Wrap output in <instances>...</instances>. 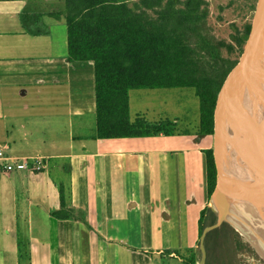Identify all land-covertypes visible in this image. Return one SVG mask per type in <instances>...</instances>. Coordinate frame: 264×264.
Listing matches in <instances>:
<instances>
[{
	"label": "crops",
	"instance_id": "0c3cea01",
	"mask_svg": "<svg viewBox=\"0 0 264 264\" xmlns=\"http://www.w3.org/2000/svg\"><path fill=\"white\" fill-rule=\"evenodd\" d=\"M65 12L66 0H0V147L47 162L0 174V264H187L212 135L98 137L95 65L68 60Z\"/></svg>",
	"mask_w": 264,
	"mask_h": 264
},
{
	"label": "trees",
	"instance_id": "16d2710c",
	"mask_svg": "<svg viewBox=\"0 0 264 264\" xmlns=\"http://www.w3.org/2000/svg\"><path fill=\"white\" fill-rule=\"evenodd\" d=\"M179 3L178 0H66L68 60L93 61L95 65L98 137H140L160 130L171 133L173 125L168 120L163 129L141 115L133 120L130 92L178 87L196 88L201 107L199 134L214 133L219 92L236 63H226L220 57L218 47L224 43L210 46L202 34L206 14L201 8L205 0H184L181 7ZM205 153L212 194L216 182L214 150L207 149ZM61 204L54 216L71 217L66 209L64 188ZM218 219L219 212L212 206L203 210L201 235ZM205 244V264H244L239 258L244 250L259 257L227 221L208 233ZM201 258L199 241V249L191 251L186 263L199 264Z\"/></svg>",
	"mask_w": 264,
	"mask_h": 264
},
{
	"label": "rangeland",
	"instance_id": "374dc122",
	"mask_svg": "<svg viewBox=\"0 0 264 264\" xmlns=\"http://www.w3.org/2000/svg\"><path fill=\"white\" fill-rule=\"evenodd\" d=\"M178 1L181 2L178 4V7H181L180 4L183 5L184 0ZM255 1L256 0H205L201 8V11L203 10L206 14V18L203 21L202 34L207 39L210 46H218V42L224 43V45L218 47V53L226 63H237L239 60L243 48V44H241L240 41L243 40L244 42L250 30ZM221 63L225 62H220V64ZM130 95L132 98L131 116L133 119L141 112V114H144L143 116L152 120L151 122L154 123L157 128L163 129L168 120V122L173 125L172 131L190 129L193 132L199 133L201 125V107L195 87L163 88L160 89V91L139 89L130 92ZM144 109H146V111ZM175 119H177V122L173 121ZM210 143L214 146L213 150L216 165L215 187L212 194H209L210 206L220 212L223 193L219 196L216 190L218 186L217 157L221 153L222 142L220 136L215 132V127L214 133L212 137H210ZM229 144L231 146V142H229ZM231 149L229 148L227 154L223 153L220 158L223 165V183L228 192L226 198V221L241 232L244 239L259 255V257H257L249 250L242 251L239 258L244 264H263L264 255L261 253L260 249L257 248L256 244L253 241L251 242L253 237L251 236L250 238L249 235L240 228V223H243L242 218L245 219L242 215H246L245 208L247 206V201L244 203L245 197L244 195L242 196L240 187L245 181H243V177L236 172L234 165L235 154ZM232 186L236 188L239 187L237 197L234 194H232L234 197L231 195ZM220 191L223 192L222 188ZM231 201L235 203L234 205H236L237 208H233L234 206L231 204ZM235 210L241 212V219L232 215V211L234 212ZM248 221L252 223L253 226V222L249 219ZM259 232L262 233L261 230H259ZM0 259L2 260V254H0Z\"/></svg>",
	"mask_w": 264,
	"mask_h": 264
},
{
	"label": "water",
	"instance_id": "95a60500",
	"mask_svg": "<svg viewBox=\"0 0 264 264\" xmlns=\"http://www.w3.org/2000/svg\"><path fill=\"white\" fill-rule=\"evenodd\" d=\"M239 123L245 126L247 136L246 140L241 137L242 143L237 139V150L250 161L256 178L264 183V0L255 1L250 30L239 60L229 71L216 104L215 132L222 142V150L217 157L216 192L222 188L223 197L218 221L207 226L202 232V258L199 264H205L207 259L205 241L208 233L226 221L228 192L223 183V165L220 158L223 153L227 154L232 137L235 142V127H239Z\"/></svg>",
	"mask_w": 264,
	"mask_h": 264
},
{
	"label": "bare ground",
	"instance_id": "6f19581e",
	"mask_svg": "<svg viewBox=\"0 0 264 264\" xmlns=\"http://www.w3.org/2000/svg\"><path fill=\"white\" fill-rule=\"evenodd\" d=\"M239 125H240L239 127L238 125L237 127H235L236 140L234 142L233 141L234 139L232 137L230 149L232 148L231 151H233V153L235 154L234 165L236 168V172L237 174L242 176L243 181H245L240 187H241L242 196L244 195L246 199V200L244 199V203H246L247 201V206L245 208L246 215L244 214L242 215V217L245 218V219L242 218L244 224L240 223V228L243 229L249 235L250 238L251 236L253 237L252 240L250 239L251 242L253 241L256 244L257 248H259L261 253L264 255V183L263 181H260L256 178L254 170L253 171L251 170L250 161L247 160L246 157L241 156V154L237 150L238 149L237 139L241 141L243 140L241 139V137H243L244 140H246V136H247L245 126L240 123ZM249 145H250V141H249ZM231 188H232L231 195L234 194L237 197L239 193V189H238L239 187L236 188L232 186ZM216 193L220 196L222 192L218 190ZM231 204L234 206L233 208H237V206L234 205L235 204L234 202H232ZM232 215L241 219L240 218L241 212L235 210L234 212L232 211ZM248 219L251 222H253V226L252 223L248 221ZM259 230H261L262 233H260Z\"/></svg>",
	"mask_w": 264,
	"mask_h": 264
},
{
	"label": "built area",
	"instance_id": "2783aa9c",
	"mask_svg": "<svg viewBox=\"0 0 264 264\" xmlns=\"http://www.w3.org/2000/svg\"><path fill=\"white\" fill-rule=\"evenodd\" d=\"M46 168L45 158L18 157L9 154L4 148L0 147V174L23 170L41 171Z\"/></svg>",
	"mask_w": 264,
	"mask_h": 264
}]
</instances>
